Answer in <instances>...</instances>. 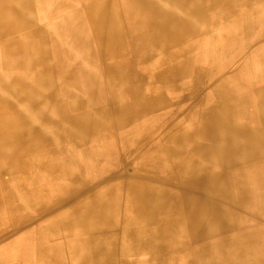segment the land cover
<instances>
[{"label": "rangeland", "instance_id": "rangeland-1", "mask_svg": "<svg viewBox=\"0 0 264 264\" xmlns=\"http://www.w3.org/2000/svg\"><path fill=\"white\" fill-rule=\"evenodd\" d=\"M158 1L161 7H165L169 2V0ZM263 1L264 0H195L196 5H194V7L186 3L178 7L176 5L172 10L176 11V15H179L180 18L184 20V24H190V27H184V34L180 38H171L168 40L161 38V42L156 44L155 47L167 53L174 51L176 48H180L182 54L181 58L185 61L181 66L183 69L180 73L181 75L172 77L167 84L160 80H155L151 83L142 77L141 96L143 95L144 98L145 96L153 95L159 97L166 96V98L169 97L167 101L163 102L161 100L157 102L155 106V103L151 104L152 102L148 99L140 100V110H136V108H138L137 105L133 109L131 106L125 109L123 108V110L122 108H111L108 114L105 111L100 113L98 116L94 117L97 123H101L102 129L100 133L101 137L96 141H92L90 137L84 139L80 137V134H73L71 131L67 130L66 125L62 124L56 129L58 131L56 136L62 138V140L57 141L53 136L52 139L48 141L47 145L43 147L45 149L43 153H41L39 149L36 150V148L29 150L30 152H27L29 155L24 156V158H26L24 166L21 169L17 168L14 164L6 167L0 160V251L2 250L0 252V258H2L0 259V264H183L184 262V264H203L201 263L202 250L215 244L213 238L210 236L206 238L198 236L200 231L206 226L208 220L197 225L195 234L188 232L185 228L187 222L184 214V206L181 201H183L184 196H187L186 194L184 195V185L196 181L197 179L208 178L209 176L223 178L232 175L235 177L251 175L254 176L253 179L257 181V183L255 182L257 188L252 192L254 194L249 196L246 204L243 203L242 205L232 206L234 201H236L235 199H237V194H232L229 189L222 193L218 191L217 193L210 194L213 201L216 200L218 203L221 201V204H218V208H225L223 212H225L226 217L228 213H234L236 217L233 221L226 222L219 215L217 210L210 214L209 220L215 216L214 221H217L220 225L222 224L226 229L228 228V231H226L227 233L224 234V236L221 235L217 240L215 239V241L228 242V239L231 241L235 239V237L238 239V237L245 238L246 236L263 238ZM120 4L122 5V11L126 21L125 29L128 30L132 25V19H129L127 16L126 3L121 0ZM226 11L227 13L229 11L230 14L225 13ZM172 22L173 21H168L167 24H172ZM50 31L51 28H48L47 36L50 34ZM126 32H129V30ZM150 33V36H146L142 41L140 49L141 53L146 58L153 55L155 51V48H153L154 46L151 47L150 45L153 43V33ZM229 43L230 45H228ZM52 50L54 51L52 56L54 58V64L61 66L63 60H60L58 52L61 54L68 50L61 45H59V47L52 46ZM2 53L3 50L0 48V56ZM187 60H192L194 63L187 65ZM150 62L151 61L148 60L145 66H150ZM150 67L149 70L154 71L153 67ZM156 69L157 66L155 67V71ZM218 76L224 78L227 85L233 90L231 96H234V100L239 105L238 113L240 116L234 128L239 132L238 138L230 146H227L229 147L228 150L230 153L238 158V162L219 163L211 169L210 173H199L190 176L184 173V162L181 163V161L184 160L186 152L195 142H198L200 145L208 143L204 136L205 132L202 115L206 109H218L221 104L220 100L217 98L218 95L214 91L213 85L219 78ZM0 79V81L4 83V77ZM258 80L263 81L261 82ZM149 88L150 92L148 91ZM238 93H240V95ZM22 95L24 94H11L7 92V90H1L0 97L7 98L2 101L0 115L11 111L12 115L31 117L29 114L34 111L33 108L31 109L26 104L14 100L15 98L13 96ZM127 96L129 95L121 98L117 104L121 102L125 105V103L129 101L126 99L129 98ZM133 97L134 99L138 98L136 95ZM123 99H125L124 102L122 101ZM119 114L123 115V118H121L122 120L127 119V121H130L124 129L121 128L122 125L116 123V115ZM255 117L258 121L255 120ZM191 119L192 121H190ZM180 122L181 124H179ZM171 123L181 125V130L178 131L185 133V136L188 138L184 139L183 137L182 140H175L167 143L166 146L169 153L176 148H180L176 154L171 155L172 157L161 158L162 160L158 158L150 159L151 155L148 157V153L151 151V148L160 144L158 143V139L166 126ZM50 129L52 128L47 125L44 126V124H42L41 127L39 126L40 131H47ZM123 137H126V143L122 142ZM5 144V142L0 141V148L4 151H9L10 147ZM29 145L30 144L27 146ZM222 145L224 144L222 143ZM188 146L189 148L186 149ZM25 148L26 147H23L22 149L24 150ZM55 150L58 151L56 156L53 155ZM40 153L42 156L44 155V157L40 156ZM176 166H181L179 171L176 169ZM255 166L257 169L254 168ZM75 167L77 168L76 170ZM4 168H7L6 172L1 170ZM248 169H250L249 172ZM61 170L62 172H59ZM147 171L149 173H147ZM46 173L48 177H46ZM166 178H169L171 181H167ZM70 179L71 182H69ZM69 186L73 187L70 188ZM163 190L171 193L173 198L172 205L169 206L165 204L161 207H152L156 199L162 197L159 196V192ZM75 203H79V205ZM136 205L139 206L137 207ZM260 215H262V217ZM128 228L129 232L133 231L136 234L134 239L132 233L130 234L127 231ZM70 234H73V236ZM64 235L66 237H64ZM60 236H62V238ZM42 238L43 240H41ZM13 244L15 245L12 246ZM31 245L33 248H31ZM56 248L59 249L57 250ZM105 248L108 250L106 249V251ZM52 249L54 251H52ZM257 255L258 254H253V256L246 258V261H248L249 264H264V254H261V256ZM237 260L241 259L238 258Z\"/></svg>", "mask_w": 264, "mask_h": 264}, {"label": "bare ground", "instance_id": "bare-ground-1", "mask_svg": "<svg viewBox=\"0 0 264 264\" xmlns=\"http://www.w3.org/2000/svg\"><path fill=\"white\" fill-rule=\"evenodd\" d=\"M122 1L126 3L125 4L127 6L126 13H127L128 18L129 19H132L131 20L132 25H131L130 29H128L129 30V33L126 32L128 30H126V29L124 30L123 26H120V27L118 26L119 16L120 15H123L122 9L121 8H116L115 10L114 9H110L108 7V4H107V1L106 0H98V3H96L94 5H91L90 7H88L86 9V11L82 10V12H85L87 14L86 16L88 18L89 29H90V33H91V37H90L91 38V44H90V38H86L85 37V34L83 33V35L81 36V38L78 39L81 42V45H79V44H73V45L77 48V51H81L80 52V56H81V59L83 61H87L88 63H90V61H91L92 68H93V70L95 68V70L97 71V74L94 71L92 73H90L89 71H83L81 73V76H79V77H82V79H76V76H70V70L67 69L66 72L63 74V76L60 78V85H59L58 92H55L54 91V87L52 85L53 78L50 75L49 70L47 69L48 64L46 62V57L41 54L42 52H41L40 46L42 47V43L40 42V40L38 42H36V41L35 42H32V41H27L26 37H24V38H15V37L8 38L7 35L0 37V45H2L4 47V49L8 52L7 54H5V53L2 54L3 55V59H2V64L3 65H6V63H7L6 62L7 61L6 60V57L7 56H12L13 57V56L19 54L18 50H20V48H21L22 45H26V43H27V45H29V44L31 45L32 44L34 46V49H33L34 52H32L33 56L29 55V56L26 57V59H28L30 61H33L34 62V65L38 69V75H36V76L35 75L34 76L33 75L30 76V78L32 79V82L30 84H28V82H24L23 76L17 75V74H15V75H8V76L4 77V83H2L0 81V91L1 90L2 91L3 90L4 91L7 90V92H9L11 94H21V93H25V94L26 93H31V94L35 93V94H37L35 96H30V95L29 96H25V95H22V96H13L15 98L14 100H17V101H19V102H21L23 104H26L31 109L33 108L34 111L29 114L31 117H20V116H17V115H12L11 114V111L8 112V113L6 112L5 114H3L4 116L3 115H0V141L1 142H5L6 143L5 145H8L10 147L9 148V151H4L2 148H0V160L5 164L6 167L8 165H13L14 164V165H16L17 168H20L21 169L24 166V161H25V158H26V157L24 158V156L25 155H29V153L27 154V152L29 150L36 148V150L39 149V151H41V153H43L45 151V149L43 147H45L47 145L48 141L51 140L53 136H54V138L57 141L62 140V138L56 136V133L58 132L56 129L58 127H60L62 124L66 125L67 126V130L71 131L73 134H80V137H82L84 139L90 137L92 141H96V140L99 139V137H101L100 133H101L102 129H101V125H100L101 123H97L95 121L94 117L95 116H98L100 113H103L105 111L108 114L109 113V110L111 108H113V109H117V108L118 109H121L122 108V110H123V108L125 109V108L131 106L132 109H133L137 105H138L137 106L138 108H136V110H140L139 109V108H141L140 107V100H146V99H148L150 102H152L151 104H154L155 103L154 104L155 106H156V103L159 102V101H161V100L163 102H165V101L168 100L169 97L166 98V96L159 97V96H154L153 95L154 97L153 96H145V98L143 97V95L141 96L142 81H143L142 77L145 80L147 79L151 83L154 82L155 80H160L161 82L167 84V83H169V81L171 80L172 77H174V76H177L178 77L179 75H181L180 73L183 70L181 68V66H182V63L185 62V61H184V59L181 58V55L182 54L180 52V48L179 49L176 48L174 51L167 53V52L162 51V49H158V47H155V45L156 44H159L161 42L160 41L161 38H165V40H168V39H171V38H175L176 39V38H180V37L183 36V34H184V27H188L189 28L190 27V24H187V23L184 24V20L181 19L179 15H176V11H174L172 9L175 8L176 5L178 7V6H181L182 4L184 5V3L189 4L190 6L194 7V5H196L195 4V0H169L168 4L165 7L159 6V4H158L159 1L158 0H122ZM32 2H33L32 0H0V17H4V16L7 17L8 16V13H10L11 16L13 15V17L11 18L13 25H18L19 23L14 18L15 14H18L19 11L20 12H26V13H28V10H29L30 5L32 4ZM40 3H41V1H40ZM258 7H256V8H258ZM225 13H227V11ZM228 13L230 14L229 11H228ZM233 14H235V13H233ZM247 18H249V17H247ZM168 21H173V22H172V24H167ZM80 23H79V25H80ZM150 32L153 33V39H152L153 43H151L150 45H151V47L154 46L153 48H155V51H154L153 55H151L150 57H147L146 58L141 53V50L140 49H141L142 41L146 38V36H150V34H151ZM50 33H51V31H50ZM73 36H75V35L73 34ZM210 38H212V37H210ZM195 40H197V39H195ZM204 40H205V38H204ZM125 45H126L127 50H130V51H137V50H139V52H140V55H139V63L138 64H136V63L134 64L131 61L130 62L124 61V64H122V66H120L119 68H116V67H105L104 66V61L106 59L109 61V60L115 58L116 55H117L116 54L117 51H119V50H125ZM228 45H230V43ZM262 48H264V47H262ZM94 49H97L98 51H94ZM186 49H188V48H186ZM184 50H185V48H184ZM182 52H183V50H182ZM58 53H60V52H58ZM257 55H259V54H257ZM65 56H67V55H65ZM250 56H251V54H250ZM223 57H224V55H223ZM94 60H97L98 63H94L93 62ZM121 60L122 59H120V61ZM148 60L151 61L150 62L151 65L150 66L153 67V70L154 71L149 70L151 68L150 66H145V63ZM114 62H116V61H114ZM20 63H21V61L18 60V61L10 62L9 64L11 65V67L14 68V67H17L16 65H19ZM192 63H194V61H192V60L191 61H188L187 62V65H190ZM259 65H260V62H259ZM156 66H157V69L155 71V67ZM183 67H184V65H183ZM253 69H254V67H253ZM98 78H101V80H102L101 84L98 83V81H97ZM173 79H175V78H173ZM258 81H261V80H258ZM213 85H214V91L218 95L217 98L220 100V103L221 104L219 105L218 109H211V108L210 109H206V111L202 115L203 128H204V132H205L204 136L207 139L206 141H208V143L207 144H204V145H200V144H198V142H195V144L192 145V147L186 152V156H185L184 160L181 161V163L184 162V173H186L187 175H190V176H193V175H196V174H199V173H208V172L210 173L211 172V169H213L219 163H227V162H229V163H233V162L237 163L238 162V158L235 157L234 154L230 153V151L228 150L229 147H227V146H230L238 138V133L239 132L236 131V129H234V128H235V126H236V124L238 122L237 120L239 119V116H240V114L238 113V109H239L238 106L239 105L234 100V96H231L233 90L227 85V83L224 80V78H220L219 77L216 80V82H214ZM70 86L71 87H75L76 86V88L77 87L78 88L84 87V90H85L84 93H85L86 96H93L94 99H99V100L95 101V103L97 105H99V106L96 107V108H93L91 110L85 111V112L83 111L84 113H81L82 112L81 110L76 113V109H79L80 107H76L74 105V106H72L73 109L71 111L74 114L73 115H71V114L69 115L68 114L67 106L64 105L65 103L64 104H61V101H59L57 98H58V96H61V94L63 96H70L71 93L68 90V88ZM43 88L45 89L46 93H43V92H45ZM175 90H177V89H175ZM148 91L150 92V88H149ZM44 94H47V96H43ZM238 94L240 95V93H238ZM126 95H129V96H127L129 98H126L129 101H127L125 103V105H123L121 102H119L117 104V102L120 101L121 98H123ZM135 95H136V97L138 96L137 99H134L133 96H135ZM100 96H104V97L101 98ZM6 98L7 97H0V107H1L2 101L5 100ZM78 99H79V97H78ZM190 100H191V98H190ZM237 100H238V98H237ZM122 101L124 102L125 99H123ZM147 101H145V102H147ZM67 102H69V101H67ZM150 106H152V105H150ZM2 113H4V112H2ZM133 113H134V111H133ZM172 113L175 114L174 112H172ZM104 116H106V115H104ZM138 117H139V115H138ZM256 117H257V114H256ZM256 117H255V120H257ZM116 118H117L116 123L122 125L121 128H123V129H124V127H126L130 123V121H127V119H124V120L121 119V118H123V115L122 114L121 115L120 114L119 115H116ZM147 118H148V116H147ZM160 118H162V117H160ZM190 121H192V119ZM181 122H182V120H181ZM181 122L179 124H181ZM42 124H44V126L47 125L48 127H51L52 129L47 130V131H40L39 130V126L41 127ZM182 124H183V122H182ZM181 127H182L181 125H176L175 123H171L168 126H166V128L163 131L162 135L161 136L159 135L160 138L158 139V143H160V144L157 145V146H154L153 148H151V151L148 153L149 154L148 157H150V155H151L150 159H152V158L161 159V158H167V157H170L173 154H176V152H178L180 148H176L171 153H169L168 152V148H167L166 145H167L168 142H171V141L182 140L183 137H184V139L188 138L187 136H185L186 135L185 133H181L180 131H178V130H181ZM246 127H248V126H246ZM151 131H152V129H151ZM109 133H111V132H109ZM126 140H127L126 137H123L122 138V142H125L126 143ZM156 140H157V137H156ZM222 143L224 145H222ZM28 144H30V145L27 146ZM124 145H126V144H124ZM23 147H26V148L23 150L22 149ZM81 147H83V146H81ZM188 148H189V146L186 147V149H188ZM108 149H109V147H108ZM31 153H32V151H31ZM57 153H58V151L55 150L53 152V155L56 156ZM92 153H93V151H92ZM40 156H42V154ZM46 156H47V154H46ZM42 157H44V155ZM58 159H59V157H58ZM58 159H56V160H58ZM164 161H165V159H164ZM53 162H55V161H53ZM61 163H63V162H61ZM61 163H59V164H61ZM256 164H257V162H256ZM180 167L181 166H176V169L179 171V168ZM69 168H70V166H69ZM254 168H256V166ZM6 169L7 168L1 169V170L4 171V172H6L7 171ZM76 169L77 168L75 167V170ZM260 169H261V167H260ZM233 171H235V170H233ZM249 171H250V169H248V172ZM59 172H62V170L59 171ZM24 173H25V171H24ZM147 173H149V172L147 171ZM63 174H64V172H63ZM120 174H122V173H120ZM244 176H242V177H240V176L235 177V176L232 175V176L223 177V178H220V177L216 178L214 176H209L208 178H205V179H197L196 181H192V182L187 183L186 185H184V195L186 194L187 196H184L183 197V201H181V202H182V204L184 206V214H185V218H186V222H187V225L185 227L186 230L188 232L192 233V234H195L196 233V230H197V225L199 223L203 222V221H207L208 220L206 222V226L203 228L202 231H200V233H199L198 236L203 237V238H206L207 236H210V237L213 238V241L215 243L213 246H211L209 248H204L202 250L203 252L201 254V256H202L201 263H203V264H249V262L246 261L247 260L246 258H248L250 256H253V254L254 255L255 254H258L257 256H261V254H264V236H263V238H256L257 236H254L255 238H253V237H247L246 236L245 238H239L238 237V239H236L237 237H235V239H233L231 241H229V239H228V242H218V241L216 242L215 239L217 240L221 235L224 236V234L227 233L226 231H228V228L226 229V227H223L222 224L220 225L217 221H214L215 220L214 219L215 216H214V218H212V219L209 220L210 214H212L213 212H216V210L218 211L219 215L226 222H231L234 219H236L234 213H228L227 212L228 214H227V217H226L225 212H223V211H225V208L224 207H223L224 209L222 207L221 208H218L219 207L218 204L221 201L219 203L216 200L213 201L212 197H210V194L217 193L218 191H220L222 193V192H225L227 189H229L232 194L233 193H236L237 194V196H236L237 199H235L236 201H234V203L232 204V206L233 205H236V206L237 205H242L243 203L246 204L249 196L252 195V194H254L252 192L257 188V186H256L257 181L253 179L254 176H251V175H247L245 177ZM46 177H48V174H47ZM54 177H56V176H54ZM110 178H112V177H110ZM113 179H115V178H113ZM109 180H111V179H109ZM119 180H121V179H119ZM166 180L167 181H171L169 178H166ZM182 180H183V178H182ZM126 181H127V179H126ZM69 182H71V179H70ZM20 185H22V184H20ZM74 185H75V183H74ZM72 187H70V188H72ZM258 188H260V187H258ZM33 189H34V187H33ZM16 190H18V189H16ZM27 194H29V193H27ZM159 194H160L159 196H162V197H159L158 199H156V202L154 203V206L151 205L152 207H154V208L161 207V206H163L165 204H168L169 206L172 205L173 198H172L171 193H168V192H166V191L163 190V191L159 192ZM53 195H54V193H53ZM43 196H42V198H43ZM46 200H47V198H46ZM78 200H79V198H78ZM43 203H45V202H43ZM75 204H78L79 205V203H75ZM42 205H44V204H42ZM114 205H115V203H114ZM118 206H119V203H118ZM145 208H147V207H145ZM226 209H227V207H226ZM182 210H183V208H182ZM53 213H55V212H53ZM257 213H258V211H257ZM116 214H117V212H116ZM144 214H145V212H144ZM55 216H56V214H55ZM260 216L262 217V215H260ZM30 218H32V217H30ZM153 218H154V215H153ZM142 220H143V218H142ZM50 222H48V223H50ZM107 223H105V224H107ZM18 224H19V222H18ZM229 224H231V223H229ZM66 225H68V224H66ZM36 227H38V226H36ZM263 230H264V228H263ZM127 231L129 232V228H128ZM24 233H25V231H24ZM129 233L130 234L132 233L133 239H134V237H136V234L133 231L132 232H129ZM153 234H154V232H153ZM65 235H64V237H66ZM70 235L73 236V234H70ZM22 236H23V234H22ZM126 236H127V233H126ZM60 237L62 238V236H60ZM227 237H228V235H227ZM31 238H33V237H31ZM43 238L41 240H43ZM9 241H10V239H9ZM132 242H133V240H132ZM16 243H18V242H16ZM183 243H184V241H183ZM86 244H87V242H86ZM103 244H102V246H103ZM139 244H140V242H139ZM14 245L15 244H13L12 246H14ZM89 245H90V243H89ZM4 246H5V244H4ZM31 248H33L32 245H31ZM31 248H29V249H31ZM72 248H74V247H72ZM165 248H167V247H165ZM56 249L58 250L59 248H56ZM106 249L107 248H105V250ZM17 250H19V249H17ZM52 251H54V250L52 249ZM65 255H66V253H65ZM29 258H30V256H29ZM187 258H189V257H187ZM238 258L241 259V260H237ZM0 259H2V258H0ZM75 261H76V259H75ZM66 262H67V259H66ZM135 262H136V260H135ZM118 263H119V261H118Z\"/></svg>", "mask_w": 264, "mask_h": 264}, {"label": "crops", "instance_id": "crops-1", "mask_svg": "<svg viewBox=\"0 0 264 264\" xmlns=\"http://www.w3.org/2000/svg\"><path fill=\"white\" fill-rule=\"evenodd\" d=\"M32 1L33 2L30 5L28 13L19 11L18 14H15L14 18L19 23L18 25H13L11 19L13 15L11 16L10 13H8L7 17L5 16L0 17V37L6 35L8 38L26 37L27 41H32V42L35 41L38 42L40 40V42L42 43V47L40 46L42 52L41 54L46 57V62L48 64L47 69L49 70V73L53 78L52 85L54 87L55 92H58L60 85V78L63 76V74L66 72L67 69L70 70V76H76V79H82V77L79 76H81V73L83 71H89L90 73L94 71L97 74L95 68L94 70L92 68L91 61L90 63H88L87 61H83L80 56L81 51H77V48L73 44L81 45V42L78 39L81 38L83 33L85 34L86 38L91 37L88 18L86 16L87 14L85 12H82V10L86 11L88 7L98 3V0H32ZM106 1L110 9H114V10L116 8L122 9V5L120 4L121 0H106ZM125 23L126 21L124 18V14L120 15L118 19V26L119 27L123 26L125 30ZM48 28H51V33L47 36ZM54 31L56 32V34ZM73 34L75 36H73ZM90 44H91V38H90ZM59 45L64 46L68 50L65 53L58 54L59 57H61L60 60H63V64L61 66L55 65L54 58L52 57L54 54V51L52 50V46L59 47ZM0 48H2L3 53L5 54L8 53L2 45H0ZM33 49L34 46L32 44L27 45L26 43V45H22L20 50H18L19 54L13 57L12 56L6 57L7 60L6 65L2 64L3 55H1L0 78L6 77L8 75L17 74L23 76L24 82H28V84H30L32 82L30 76L38 75V69L34 65V62L26 59V57L29 55L33 56L32 54V52H34ZM94 51H98V50L94 49ZM116 54L117 55L115 58L109 61L106 59L107 61L106 60L104 61L105 67L119 68L120 66H122V64H124V61H128V62L131 61L134 64L139 63V55H140L139 50L137 51L127 50L125 45V50H119L116 52ZM120 59H122L121 61L123 63L120 61ZM18 60H20L21 63L19 65H16L17 67L14 68L11 67L9 63ZM93 62L98 63L97 60H94ZM97 81L99 84H101L102 82L101 78H98ZM68 90L71 93L70 96H63L61 94V96H58L57 99L61 101V104L65 103L64 105L67 106L69 115L74 114L73 112H71L73 109L72 106L74 105L76 107H80L79 109H76V113L80 110L82 111L81 113H84L85 111L91 110L99 106L95 103V101L99 99H94L93 96H86L84 93L85 92L84 87L76 88V86L75 87L70 86ZM43 93H46V91ZM23 94L25 96L37 95L35 93L33 94L23 93ZM43 96H47V94H44ZM100 97L103 98L104 96H100Z\"/></svg>", "mask_w": 264, "mask_h": 264}]
</instances>
